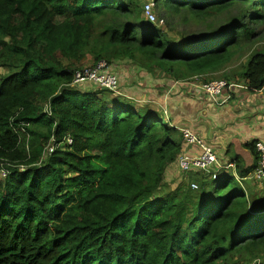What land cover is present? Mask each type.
<instances>
[{
    "label": "trees",
    "instance_id": "1",
    "mask_svg": "<svg viewBox=\"0 0 264 264\" xmlns=\"http://www.w3.org/2000/svg\"><path fill=\"white\" fill-rule=\"evenodd\" d=\"M145 2L0 0V264H264V192L246 180L258 140L244 145L250 167L234 154V170L187 182L185 127L126 98L158 70L221 73L218 103L264 93V0H154L164 27ZM177 19L203 30L172 36ZM101 60L141 78L118 93L72 85Z\"/></svg>",
    "mask_w": 264,
    "mask_h": 264
},
{
    "label": "crops",
    "instance_id": "2",
    "mask_svg": "<svg viewBox=\"0 0 264 264\" xmlns=\"http://www.w3.org/2000/svg\"><path fill=\"white\" fill-rule=\"evenodd\" d=\"M125 79L126 77L122 81ZM135 84L137 85L136 79L129 84L128 82L123 83L124 86L127 85L126 89L135 86ZM171 87L170 89L163 88L161 95L160 91L154 92L157 93L154 97L142 90L141 93L139 92L137 100L142 102L147 98H153L158 103L162 102L163 109L167 105L171 116L174 117H171L173 124L194 130L200 137L206 139L205 141L211 144L215 151H218L220 157L221 154H227L228 159L226 158L225 162H231L230 158L234 154H238L243 158L245 168L254 163V156L244 145L253 140L264 141V93L250 96L241 90L237 99L235 96L232 103L218 107L213 103L209 106L206 105L204 101L209 100L202 101L204 95L195 97L187 95V93L186 97L183 98L184 104L181 101L182 97L176 98L175 101L172 99L171 103L169 92L174 91L175 83ZM146 90L148 89L146 88ZM209 98L215 99L210 96ZM220 100L229 101L225 97L220 98ZM248 110L251 112V116L249 120H243L244 116L248 114ZM237 117L242 119L238 124L234 122ZM229 119L234 121H229ZM221 122L231 126L222 129ZM233 125L236 126L233 128ZM174 175L181 178L182 181L185 179L178 169Z\"/></svg>",
    "mask_w": 264,
    "mask_h": 264
},
{
    "label": "built area",
    "instance_id": "3",
    "mask_svg": "<svg viewBox=\"0 0 264 264\" xmlns=\"http://www.w3.org/2000/svg\"><path fill=\"white\" fill-rule=\"evenodd\" d=\"M155 2L150 0L144 3V12L149 20L156 22L157 16L154 10ZM85 83H94L102 89L111 90L114 93L120 91V77L114 70V67L109 64L106 60H101L94 67H88L85 70H78L75 74V79L72 85H82ZM227 86L225 80L211 81L209 83H204L201 85L202 91L209 96H217L223 93L224 88ZM185 142L195 148L193 154L183 153L179 157V168L184 174L186 179L189 178V172L194 171H204L213 174L212 177L215 178L218 170L227 169L234 170L235 165L231 162L222 163L218 155V151H215L214 147L207 141L202 139L196 132L191 128L185 127L182 129ZM73 139L67 137V144H72ZM61 142L53 141L50 143L47 149L50 147V154L55 151L56 148L61 147ZM256 150L259 153L258 165L255 167L254 171L250 173V177L256 179H264V141L258 140L256 143ZM45 151V152H46ZM1 174L6 177L8 171L1 169ZM239 178L238 175H236ZM193 188H198L196 183L192 184ZM257 264V263H255ZM263 264V263H258Z\"/></svg>",
    "mask_w": 264,
    "mask_h": 264
},
{
    "label": "rangeland",
    "instance_id": "4",
    "mask_svg": "<svg viewBox=\"0 0 264 264\" xmlns=\"http://www.w3.org/2000/svg\"><path fill=\"white\" fill-rule=\"evenodd\" d=\"M142 2H145V0H142ZM238 10H239V8L233 10L232 13H237ZM156 16H157V13H156ZM155 23L158 24L161 27H164L163 26V22H161V21L159 22L158 18H157ZM173 26H174L173 27V32H171V35L172 36H176V37L188 38V37L194 36L198 31L202 32V30H203L202 26L196 25L195 23H192V22L191 23H183V22H181L178 19L173 22ZM255 47H264V40H262L259 43H257L255 45ZM88 65H91V63L88 64ZM113 67H115L114 70L117 72L118 76L120 77V91H123L122 90L123 88L126 90L125 87L127 85L124 86L123 83H127L128 82V84H129L132 80H135V79L138 80L139 78H141L140 74L136 70V68H133L134 66L131 67L129 64H120V65H118V67L117 66H113ZM1 71H3V70L0 68V72ZM141 75H143V74H141ZM124 77H126V79L122 81V79H124ZM144 79L147 80L146 88L148 89V90H146V88H145L144 93L150 94L153 97L156 96V94H157V93H154V92L160 91L159 93L161 95V93H162L161 90L163 88H165V86L168 85V89H170V88H172L171 85H170L171 81L173 83L175 82L174 91H170L169 90L170 91L169 92L170 93L169 94L170 95L169 99L171 100V103H172V99L175 101L176 98L182 97L181 101L184 104L183 98L186 97V93H187V95H193L195 97L196 96L198 97L200 95H204L203 96L204 98L202 97V101L209 100V101H204V103L206 105H208V106L211 105L212 103L214 105L218 106V107L219 106H227V104H228V101H223V100H220V102L218 103V102H216L215 99L209 98V95L205 94L202 91L201 85H203L204 82H205V78L202 77V76H199V77H196V78H193V79H190V80L175 81L169 75L163 74V72L158 70V71H156L154 73H145L144 74ZM211 79H213L212 81L225 80V78H223L221 73L215 74L209 80H211ZM236 81L237 80L233 79L231 82H233V84L236 85V90H237V89L241 88V85H238L239 83L236 82ZM142 83H143V81H142ZM85 89H87V88H85ZM189 90L192 91V92H190ZM210 97H212V96H210ZM126 98L132 100L133 103L136 104V105L139 104V105H141L143 107H148L150 110L159 111L166 118L170 119L171 117H173V116H171L167 105L165 106V109H163L162 102L158 103L156 100H153V98H150V99L147 98V99L144 100L145 102L144 101L140 102L139 100H137V98H139V96L138 95H133V93H131ZM250 116H251V112L248 110V114L244 116L243 120H249ZM241 120L242 119L238 118V117H237L236 121H234L233 119H229V121H234V122H236V124H238V122H240ZM221 125H222L221 126L222 129L227 127V126L228 127L231 126V125H227V123H224V122H221ZM234 126H236V125H233L232 127L234 128ZM204 140H206V139H204ZM49 155H50V147L45 152L44 158L48 157ZM226 158H227V154H224V155L221 154L220 159H221L222 163H225V159ZM246 180L250 183V187L252 188V192L253 193L255 192L258 195L263 194V192H264V189H263L264 188V179L252 178L249 175V176L246 177ZM186 181L188 182V180H186ZM181 182L185 183L183 181H181ZM177 186H178V182H174L171 185V189H174Z\"/></svg>",
    "mask_w": 264,
    "mask_h": 264
},
{
    "label": "clouds",
    "instance_id": "5",
    "mask_svg": "<svg viewBox=\"0 0 264 264\" xmlns=\"http://www.w3.org/2000/svg\"><path fill=\"white\" fill-rule=\"evenodd\" d=\"M188 180V179H187Z\"/></svg>",
    "mask_w": 264,
    "mask_h": 264
}]
</instances>
